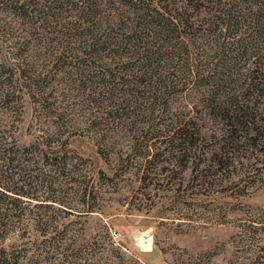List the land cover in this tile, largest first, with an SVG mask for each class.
<instances>
[{"label": "rangeland", "instance_id": "374dc122", "mask_svg": "<svg viewBox=\"0 0 264 264\" xmlns=\"http://www.w3.org/2000/svg\"><path fill=\"white\" fill-rule=\"evenodd\" d=\"M143 1L141 8L156 6L181 22L190 42V56L177 53L160 63L171 84L162 93L150 92L141 66H132L137 59L112 63L126 84L103 87L84 72L93 63L83 52L96 29L89 23L72 31L74 21L55 19L42 40L16 52L0 31V62L16 73L23 98L19 109L0 100V142L33 145L13 164L14 155L0 156V167L7 170L2 178L21 172L25 179L31 199L24 227L34 253L41 264H262L264 151L248 135L240 153L216 151L228 127L185 69L189 59L217 57L222 0ZM2 7L0 25L10 20ZM174 63L185 75L170 74ZM22 67L33 81L24 83ZM130 68L133 75L126 74ZM30 87L43 91L47 105L34 102ZM124 93L132 102L126 107L118 100ZM188 123L212 150L181 151L179 135Z\"/></svg>", "mask_w": 264, "mask_h": 264}, {"label": "trees", "instance_id": "16d2710c", "mask_svg": "<svg viewBox=\"0 0 264 264\" xmlns=\"http://www.w3.org/2000/svg\"><path fill=\"white\" fill-rule=\"evenodd\" d=\"M143 2L142 0H78L77 2L60 0L58 4V0H0L2 9L9 14L10 19L0 25V31L4 34L3 39H6L8 47L16 52L15 49H26L29 43L42 40L55 19L75 22L72 31L78 30V26L79 29L82 28L85 22L89 23V28L96 29L89 32L94 37L83 52L92 59L93 63L87 64L83 71L92 74L91 78H96L103 87H112L118 83L117 80L126 84L112 68L114 67L112 63L118 60L137 59L136 65L132 66H141L144 81L148 82L146 86L149 87L150 92L157 93L171 85L168 80L170 77L166 76L167 70H162L160 63L164 60H175L177 53L189 54L190 42L183 36L181 22L172 16L170 19L167 12L159 10L156 6L152 5L151 8V5H146L141 8L147 3V1ZM248 3H252V6L249 7ZM218 5L222 20L219 23V47L215 50L217 57L214 58L218 59L217 62L212 59L201 60L198 63H193L191 60L190 63L188 58L185 69L190 77L197 81L196 84L200 86L202 96L208 101L215 117L222 123L226 122L228 127L226 138L224 142L221 141L220 148L216 151L226 153L232 150L240 153L244 135H248L249 140L253 141L251 146L261 147L264 151V105L262 104L264 103V71L257 66L259 55L264 56V0L255 2L222 0ZM107 6L111 8V14L105 18ZM100 20L103 21L99 26ZM172 54L174 57L171 56ZM250 54H252L251 58ZM15 58L23 62L25 60L20 57ZM252 58L256 59V62L252 61ZM97 62L103 65H96ZM248 64H254L255 68L247 69ZM173 65L176 66L173 69L175 72L170 74L174 75L178 72L185 75L186 72H183L176 63ZM260 65L263 67L264 62L259 63ZM124 68L128 67L124 66ZM22 69L21 79L24 78V83L33 81V76H27L29 70L26 71L24 67ZM132 72L133 69L130 68L126 74L133 75ZM15 75L14 70L0 62V100L4 107L9 109H19L20 103L23 104L19 90L21 87L15 83ZM40 77L41 74L35 78V81L39 83ZM35 88V91L31 87V90L29 89L34 102L39 106L47 105L49 98L43 100L44 93L41 94L43 91L37 92L39 88ZM128 95L124 93V98L118 99L124 107L132 103ZM183 130L179 135L180 149L187 155L192 151L205 154L213 149V146L208 148L209 140L203 137L197 125L188 123ZM0 143V156H15L8 159L9 164H13L18 155L29 153L33 146L23 147L16 144V141L11 144ZM53 166L59 167L57 162ZM0 170H2L0 173V264H41V259H38L37 254L34 253L35 246L30 242L24 227L27 218L25 215L27 209L24 206L31 199L25 192L26 186L23 185L25 179H22L21 172L2 178L7 170L3 171V167ZM39 203L42 206L56 204L50 201ZM41 222H38L39 226ZM16 238H19V241L10 242L11 239L15 241Z\"/></svg>", "mask_w": 264, "mask_h": 264}]
</instances>
